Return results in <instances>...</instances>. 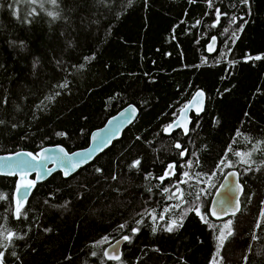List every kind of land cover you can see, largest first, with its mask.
Segmentation results:
<instances>
[{"label": "trees", "instance_id": "16d2710c", "mask_svg": "<svg viewBox=\"0 0 264 264\" xmlns=\"http://www.w3.org/2000/svg\"><path fill=\"white\" fill-rule=\"evenodd\" d=\"M217 9L226 13L219 23ZM197 89L203 111L191 114L186 135H165ZM128 103L138 114L121 137L69 177L55 172L36 184L26 216L13 211L15 177L0 176V231L15 233L11 242L0 237L4 264H264V0H57L43 8L0 0V154L83 148ZM226 155L232 167L220 165ZM229 169L243 187L240 209L214 221L209 198ZM184 172L192 177L178 185L186 203L169 199ZM193 204L215 228L188 212L182 227L165 230ZM228 220L233 235L217 256ZM125 235L132 239L120 259L105 260L103 247Z\"/></svg>", "mask_w": 264, "mask_h": 264}, {"label": "water", "instance_id": "95a60500", "mask_svg": "<svg viewBox=\"0 0 264 264\" xmlns=\"http://www.w3.org/2000/svg\"><path fill=\"white\" fill-rule=\"evenodd\" d=\"M214 36H211L209 41L206 43L205 48L208 54H213L216 51V40H213ZM211 46V50H210ZM197 93H202V95H197ZM205 102L204 93L197 89L193 92L191 97L188 101L178 110L176 117L167 124L164 129L163 133L165 135H169L173 130L180 129L183 135H186L188 132L189 124H190V114L199 115L203 111ZM131 109H135L134 112ZM121 113H124L122 116ZM138 114V110L135 105L132 103H128L119 109L116 113L109 116L101 126L93 129L88 134V141L85 147L76 149L73 151H67L63 146L59 144L55 145H48L39 148L34 153L28 150H16L10 153H3L0 154V176L4 177H15V184L12 191V199H13V211L15 212L16 209V200H17V186L22 183H26L28 181H35L34 187L31 188L30 193L27 197V200L23 203V206L27 203L33 189L35 188L36 184H39L46 180L50 175L55 172H59L62 178H67L70 175L74 174L80 168L84 167L85 165L89 164L93 161V159L102 153L106 148H108L111 143L121 137L122 132L126 129L136 118ZM169 125L172 127L169 128ZM165 129H168L167 131ZM187 129V132H185ZM99 134L100 137L107 138L109 143L103 147V150H100L98 147L99 141L94 140L93 137ZM63 149L64 152H61L60 149ZM17 153H21V155L17 156ZM27 153H32L36 159L33 160L31 156H28ZM64 153L68 155L65 156ZM76 153H90V159L86 163H80L79 166L71 172L70 175H64V162L71 159L72 162H79L81 161V156L73 155ZM10 157L11 159H5ZM42 157H48L46 159H42ZM27 162L26 164H21L19 167L16 166L17 162ZM7 165V166H6ZM44 169H51V174L48 175L44 172ZM170 172L171 176L173 174V169L166 170ZM165 171V172H166ZM9 172L15 173L14 175L8 174ZM228 173H238L235 169H229L222 174L220 179L218 180L217 184L215 185L207 206V213L208 216L214 220L219 221L225 219L227 217L232 216L231 213L224 215L223 213V205L220 203L224 201L226 198L230 200L231 207H235L236 204H239L240 209V196L242 194L236 188V185L239 184L241 187V183L239 181V175L236 177L229 176ZM40 175V179H37V175ZM164 175V174H163ZM162 175V176H163ZM168 176V177H169ZM224 185H228V187H224ZM229 188L232 191H229ZM23 189L19 194V198L23 199ZM243 191V187H242ZM22 206V207H23ZM215 211L218 215H212V212ZM239 211V210H238ZM237 211V212H238ZM236 212V213H237ZM123 236L115 238L114 240L108 242L102 249V254L105 260L107 261H117L115 259H108L104 256V251L107 250L109 254L113 253V247L115 246L116 254L121 256V248L124 244V240H122ZM119 241V245L117 246L116 242Z\"/></svg>", "mask_w": 264, "mask_h": 264}, {"label": "snow or ice", "instance_id": "6c2138e0", "mask_svg": "<svg viewBox=\"0 0 264 264\" xmlns=\"http://www.w3.org/2000/svg\"><path fill=\"white\" fill-rule=\"evenodd\" d=\"M30 2L32 4H36L38 5L40 8H43L44 6V3L47 2V3H50L51 5L55 6L57 5V0H30ZM209 4L211 5V0H208ZM243 3L247 4L248 0H242ZM217 12V21L216 23H219V19L221 17V15H226V13L222 14L220 12L219 9L216 10ZM35 14H38V12L36 11L35 8H33L32 12L29 13V15H35ZM48 15L55 18L58 14L55 13V12H52V11H49L48 12ZM233 22H235V17L233 18ZM215 26V24L213 25ZM241 31L243 30L242 27L240 29ZM227 31V30H225ZM233 35H235V33H233ZM213 40H215V37H213ZM210 50H211V46H210ZM262 57L261 56H256L255 59L259 60L261 59ZM86 59H90V58H86ZM249 59H252V57H249ZM67 86V83L65 84H62L60 85V87H66ZM56 95H59V93H56ZM197 95H202V93H197ZM54 97H47L46 99L48 100H52ZM132 112L135 111V109H131ZM121 115L123 116L124 113H121ZM172 126L169 125V128H171ZM166 131L168 129H165ZM185 132H187V129H185ZM58 135H63V133H58ZM240 133L239 131L237 132V136H239ZM94 140H98L99 141V144H98V147L100 148V150H103V147L106 146L108 143H109V140L107 138H103V137H100L99 134H96L94 137H93ZM260 143H264V141L260 142ZM175 147L177 148H181L182 146L180 144H176ZM61 152H64V150L61 148L60 149ZM228 151H232L231 147L229 148ZM186 152V150H185ZM185 152H182L181 154H185ZM17 156L21 155V153H17L16 154ZM28 156H31L33 160L36 159V157L32 154V153H27ZM65 156H67L68 154L67 153H64ZM73 155H79L81 156V161L79 162H72L71 159L67 160L64 162V175L65 176H68L71 174L72 171H74L80 163H86L89 159H90V153L89 154H84V153H76V154H73ZM235 155L237 156H240L242 155L241 153L237 152L235 153ZM250 153L248 154V156L250 157ZM48 157H42V159H46ZM5 159H11L10 157L8 158H5ZM241 163H244V164H248V160H241L240 161ZM27 162H17L16 166L19 167L21 164H26ZM198 163V162H197ZM141 164V161L139 159L133 161V163L130 165L131 168H136L138 167L139 165ZM192 165V162L189 161L188 162V166L191 167ZM220 165H223L225 167H232L233 166V163L231 160H228L227 159V155L225 156L224 159H222L220 161ZM7 166V165H6ZM174 167V165H169V169H172ZM218 168H219V165H218ZM51 169H44V172L48 175L51 174ZM97 171H100L99 169H97ZM8 174L10 175H14L15 173L13 172H9ZM171 173L166 171L164 173L163 176L159 177L160 181L163 182L164 179H166ZM184 177H186L187 179H183V180H180L177 182V185H175V191L172 192V195L169 196V199H172L173 197H175L176 199L180 200L182 203H186L187 201L184 200V193H183V190L181 188H179V184L181 183H187L188 180H190L192 177L190 176V174L188 172H184L182 174ZM229 176H233V177H236L238 176L239 174L238 173H228ZM40 175L38 174L37 175V179H40ZM113 179H115V177H113ZM35 185V181H28L26 183H22V184H19L17 186V189H16V192H17V200H16V209H15V217L17 219H20L22 215L26 216L25 213L22 212V206H23V203L27 200V197L30 193V190L32 187H34ZM224 187H228V185H224ZM236 188L242 192V187L237 184L236 185ZM24 190L23 191V199L21 200L19 198V194L21 193V190ZM165 192H168L170 191V189L168 188H165L164 189ZM229 191L231 192L232 189L229 188ZM189 195H191V193H189ZM0 199H4V197L2 195H0ZM200 199V196H199V193H196L195 195V200L196 201H199ZM222 205H223V213L224 215H227L229 214V212L231 213V215H235L236 212L239 210V204L237 203L235 207H231V204H230V200L228 198H226L224 201H221L220 202ZM181 205L178 204V205H175V206H170V207H180ZM168 209H165V212H167ZM188 212H195V214L197 216H200V218L202 219L203 222L205 223H209V221L207 220L206 218V215H202L201 214V211H200V206L199 204H193L192 207L188 208L185 210V212L181 215L180 217V220L179 222L177 220H172L171 223L166 227V231L168 232H172L174 230V228H179V227H182L183 226V217L184 215H186ZM151 215V214H150ZM212 215L214 216H217V218H219V215L213 211L212 212ZM262 217H264V212H262ZM153 219H156L155 216H152ZM163 218V217H161ZM137 224H140V223H143V220H138L136 221ZM233 221L232 220H228L224 223V225L220 228L219 230V235L217 236V241H218V246H217V256H219L220 254V250L223 248V245H224V241L228 239V237L232 236L233 235V230L231 228V225H232ZM209 226L210 227H213L215 228L216 226L213 225V224H210L209 223ZM259 223L257 224V227H259ZM126 225L124 224H121L120 225V228L123 229L125 228ZM225 229H227V234H225ZM155 228L153 229V231L155 232ZM5 232L7 233V235L5 236ZM139 232V228H133L132 229V233L135 234ZM15 236V233L7 230V229H4L3 231H0V237H3L4 239H7L9 242H11L12 238ZM18 238H23V237H18ZM132 237L131 236H128V235H125L122 237V240L124 241H131ZM108 238L105 237L103 238V240L99 243H104V242H107ZM117 246L119 245V241L116 242ZM0 247H5V245L3 244H0ZM13 255H15V253H12ZM93 255H96V253H93ZM104 256L107 257L108 259H115V260H119L120 257L118 254H116V251H115V246L113 247V253L112 254H109V252L107 250L104 251ZM222 259V257H221ZM247 259V257H245V260ZM4 260H5V255H4V252L3 251H0V264H4ZM213 264H217L216 262V258L214 257L213 258Z\"/></svg>", "mask_w": 264, "mask_h": 264}, {"label": "flooded vegetation", "instance_id": "af4514ba", "mask_svg": "<svg viewBox=\"0 0 264 264\" xmlns=\"http://www.w3.org/2000/svg\"><path fill=\"white\" fill-rule=\"evenodd\" d=\"M190 116H191V114H190Z\"/></svg>", "mask_w": 264, "mask_h": 264}, {"label": "rangeland", "instance_id": "374dc122", "mask_svg": "<svg viewBox=\"0 0 264 264\" xmlns=\"http://www.w3.org/2000/svg\"><path fill=\"white\" fill-rule=\"evenodd\" d=\"M186 208H188V207H186Z\"/></svg>", "mask_w": 264, "mask_h": 264}]
</instances>
